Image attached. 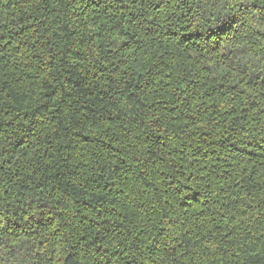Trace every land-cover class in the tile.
Listing matches in <instances>:
<instances>
[{"label":"trees","instance_id":"1","mask_svg":"<svg viewBox=\"0 0 264 264\" xmlns=\"http://www.w3.org/2000/svg\"><path fill=\"white\" fill-rule=\"evenodd\" d=\"M0 264H264V0H0Z\"/></svg>","mask_w":264,"mask_h":264},{"label":"snow or ice","instance_id":"2","mask_svg":"<svg viewBox=\"0 0 264 264\" xmlns=\"http://www.w3.org/2000/svg\"><path fill=\"white\" fill-rule=\"evenodd\" d=\"M127 2L132 4H139L144 11H147L149 8L157 7L162 2V0H127ZM237 7H240L241 12L246 11L240 4H237Z\"/></svg>","mask_w":264,"mask_h":264}]
</instances>
